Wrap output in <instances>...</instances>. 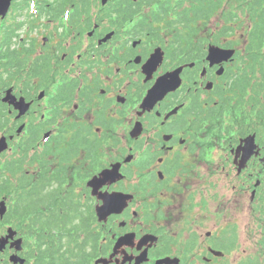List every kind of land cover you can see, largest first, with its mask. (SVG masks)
Wrapping results in <instances>:
<instances>
[{
  "label": "flooded vegetation",
  "instance_id": "flooded-vegetation-1",
  "mask_svg": "<svg viewBox=\"0 0 264 264\" xmlns=\"http://www.w3.org/2000/svg\"><path fill=\"white\" fill-rule=\"evenodd\" d=\"M153 4L12 0L0 11V264H264L260 160L240 172L233 153L256 131V91L231 73L236 56L210 66L208 43L176 89L146 100L187 63H172L164 30L144 29ZM217 45L239 50L238 39ZM153 53L162 59L147 67Z\"/></svg>",
  "mask_w": 264,
  "mask_h": 264
},
{
  "label": "trees",
  "instance_id": "trees-1",
  "mask_svg": "<svg viewBox=\"0 0 264 264\" xmlns=\"http://www.w3.org/2000/svg\"><path fill=\"white\" fill-rule=\"evenodd\" d=\"M155 3V10L144 20V29L156 30V25L172 32V60L186 61L193 57V51L202 49L205 44V28L211 18L219 17V25L223 28L219 34L229 36V44H233L235 29L242 27L239 12H249L253 25L248 41L247 64L242 70V81L248 84L254 81L256 86V103L259 105L257 118L264 120V0H146ZM149 29V30H150ZM159 29V28H158ZM253 51V52H251ZM242 59H244L242 57ZM258 220L264 230V187L259 195ZM19 209L27 208L25 200Z\"/></svg>",
  "mask_w": 264,
  "mask_h": 264
},
{
  "label": "water",
  "instance_id": "water-1",
  "mask_svg": "<svg viewBox=\"0 0 264 264\" xmlns=\"http://www.w3.org/2000/svg\"><path fill=\"white\" fill-rule=\"evenodd\" d=\"M9 2H10V0H1L0 11H2V12L6 11L8 9ZM234 53H235L234 49H223V48L211 45L210 49H209L208 60H210L211 65H214L216 63L228 61L229 59H231L233 57ZM180 71H181V68L178 70L172 71V88L174 87L173 82L175 81V79H178V81H180V76H179ZM165 82H166V77H163L158 81L156 87L153 88L152 93L149 96V99L152 98L154 94L159 93L158 90H160L162 88V85ZM8 97L11 98L10 95ZM20 104H21L20 109H21V112L23 113L27 109L28 105L24 104L22 102ZM245 142H246V145L243 148L238 149V152L241 149L244 152V156L240 162V170H242L246 166L248 160L252 157V155L254 153H256L258 155L260 152L258 150V145L256 144V141H255V136H251V137L247 138L245 140ZM4 147H5L4 142L1 141L0 142V151ZM263 161H264V159H263ZM259 184H260V181L257 183V185H259ZM5 211H6L5 203L2 202L1 208H0V213L3 215Z\"/></svg>",
  "mask_w": 264,
  "mask_h": 264
},
{
  "label": "rangeland",
  "instance_id": "rangeland-1",
  "mask_svg": "<svg viewBox=\"0 0 264 264\" xmlns=\"http://www.w3.org/2000/svg\"><path fill=\"white\" fill-rule=\"evenodd\" d=\"M149 11V9L147 10V12ZM147 16V15H146ZM243 18H245V16H243ZM244 30H245V22H244V25L242 26V27H239V28H236L235 29V32H234V34H233V38H236V40L238 39V41H239V50H240V52L242 53V52H247L246 50H245V46L243 45V39L244 38H246V34L247 33H244ZM164 32V31H163ZM205 32H207V33H209V31H205ZM209 37H212V35L209 33V36L208 35H205V39H206V41H208V38ZM215 39H218V40H220V41H218V42H216V43H222V41H223V37H221V38H216L215 36H214V43H215ZM240 56V55H239ZM239 59V58H238ZM243 62H245L246 64H247V61H245L244 59L242 60ZM240 67V66H239ZM237 68H238V66H237ZM0 71H1V69H0ZM239 73H240V71H239ZM238 78V77H237ZM263 174H264V171L262 170V168H261V166H259V164H257V172H256V176H257V179L258 178H260V175L261 176H263ZM258 227H257V231H258Z\"/></svg>",
  "mask_w": 264,
  "mask_h": 264
}]
</instances>
